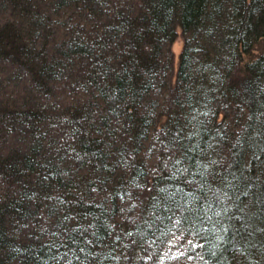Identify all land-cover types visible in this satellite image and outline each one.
<instances>
[{
    "label": "trees",
    "instance_id": "16d2710c",
    "mask_svg": "<svg viewBox=\"0 0 264 264\" xmlns=\"http://www.w3.org/2000/svg\"><path fill=\"white\" fill-rule=\"evenodd\" d=\"M0 264H264V0H0Z\"/></svg>",
    "mask_w": 264,
    "mask_h": 264
},
{
    "label": "rangeland",
    "instance_id": "374dc122",
    "mask_svg": "<svg viewBox=\"0 0 264 264\" xmlns=\"http://www.w3.org/2000/svg\"><path fill=\"white\" fill-rule=\"evenodd\" d=\"M182 46H183V41L182 39L177 36L175 38V40L173 41L172 45H171V49L173 51V56H174V65L176 66L178 64L179 61V53L182 50Z\"/></svg>",
    "mask_w": 264,
    "mask_h": 264
}]
</instances>
